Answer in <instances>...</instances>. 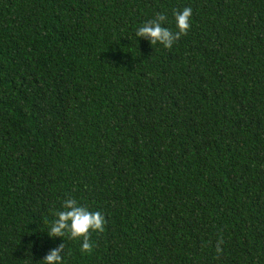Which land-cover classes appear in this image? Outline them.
<instances>
[{
	"label": "trees",
	"instance_id": "obj_1",
	"mask_svg": "<svg viewBox=\"0 0 264 264\" xmlns=\"http://www.w3.org/2000/svg\"><path fill=\"white\" fill-rule=\"evenodd\" d=\"M185 7L171 49L136 36ZM68 197L105 218L91 252L48 235ZM62 243L63 264H264V0H0V264Z\"/></svg>",
	"mask_w": 264,
	"mask_h": 264
},
{
	"label": "clouds",
	"instance_id": "obj_2",
	"mask_svg": "<svg viewBox=\"0 0 264 264\" xmlns=\"http://www.w3.org/2000/svg\"><path fill=\"white\" fill-rule=\"evenodd\" d=\"M192 9L183 8L175 13L177 31H172L163 26L167 22L166 15L157 13L155 18L147 21L136 32L137 37L146 38L151 45L157 43L165 48L171 49L181 36L187 35L191 28ZM63 210L55 213L56 219L50 225L48 235L52 238L68 236L73 240H81V251L91 252L92 244L90 236L92 232H103L105 218L99 212L90 211L86 206L77 202L76 199L68 197L62 205ZM223 241H218L217 252L221 251L219 245ZM65 244H60L58 248L52 250L42 261V264H63Z\"/></svg>",
	"mask_w": 264,
	"mask_h": 264
}]
</instances>
